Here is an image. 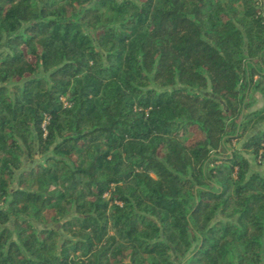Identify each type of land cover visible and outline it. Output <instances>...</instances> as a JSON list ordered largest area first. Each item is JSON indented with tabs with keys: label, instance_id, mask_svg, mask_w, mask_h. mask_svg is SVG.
I'll use <instances>...</instances> for the list:
<instances>
[{
	"label": "trees",
	"instance_id": "trees-1",
	"mask_svg": "<svg viewBox=\"0 0 264 264\" xmlns=\"http://www.w3.org/2000/svg\"><path fill=\"white\" fill-rule=\"evenodd\" d=\"M244 153L264 0H0V264H264Z\"/></svg>",
	"mask_w": 264,
	"mask_h": 264
},
{
	"label": "rangeland",
	"instance_id": "rangeland-1",
	"mask_svg": "<svg viewBox=\"0 0 264 264\" xmlns=\"http://www.w3.org/2000/svg\"><path fill=\"white\" fill-rule=\"evenodd\" d=\"M196 91H197V90H196ZM199 93L204 94V95H206V96L213 97V98H215L216 100H219L220 102H222L221 99L218 98V97H216V96H214V95L211 93L210 90H207V91H201V92H199ZM256 97H257V101H258V102H257L256 105L253 107V109H257V108L261 107L262 104H263V103H262L261 96L257 94ZM222 103H223V102H222ZM239 146H240L239 144L236 145L237 148H238ZM244 155H245V157L249 160L250 165H251V169H252L253 171H258V172H260L262 175H264V162H263V163H259V162H257V161L255 160V157H254L251 153H244Z\"/></svg>",
	"mask_w": 264,
	"mask_h": 264
}]
</instances>
